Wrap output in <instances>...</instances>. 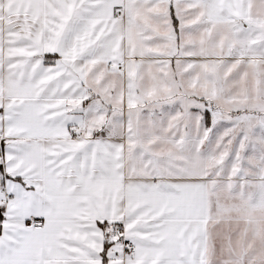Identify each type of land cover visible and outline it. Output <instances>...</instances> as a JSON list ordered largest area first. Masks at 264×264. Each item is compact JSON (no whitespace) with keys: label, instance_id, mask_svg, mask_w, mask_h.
Returning <instances> with one entry per match:
<instances>
[{"label":"snow or ice","instance_id":"6c2138e0","mask_svg":"<svg viewBox=\"0 0 264 264\" xmlns=\"http://www.w3.org/2000/svg\"><path fill=\"white\" fill-rule=\"evenodd\" d=\"M0 264H264V0H0Z\"/></svg>","mask_w":264,"mask_h":264}]
</instances>
